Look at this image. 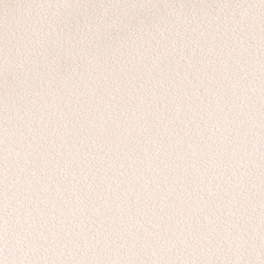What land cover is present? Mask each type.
Masks as SVG:
<instances>
[{"label": "snow or ice", "instance_id": "6c2138e0", "mask_svg": "<svg viewBox=\"0 0 264 264\" xmlns=\"http://www.w3.org/2000/svg\"><path fill=\"white\" fill-rule=\"evenodd\" d=\"M0 264H264V0H0Z\"/></svg>", "mask_w": 264, "mask_h": 264}]
</instances>
